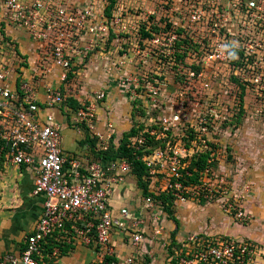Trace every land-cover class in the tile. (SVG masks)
Instances as JSON below:
<instances>
[{
	"label": "built area",
	"instance_id": "built-area-1",
	"mask_svg": "<svg viewBox=\"0 0 264 264\" xmlns=\"http://www.w3.org/2000/svg\"><path fill=\"white\" fill-rule=\"evenodd\" d=\"M108 4V0L0 3V21L25 33L33 56L29 63L15 50V43L0 53V154L11 165L32 167V193L44 197L41 216L20 254L2 258L0 264H44L77 246L93 248L98 263L108 264L106 256L116 258L114 232L126 233L135 247L143 243L147 228L143 212L151 211L154 235L163 230L159 211H154L162 203L150 196L140 193L137 211L127 207L113 211L110 199L115 189L132 176L128 160L105 161L93 154L79 158L61 146V123L55 114L65 100L61 89L75 88V81L67 82L69 73L75 75V66L92 53L101 57L109 53L106 47L113 40L123 69L119 88L130 93L133 109L145 113L136 114L144 127L130 147L142 152L137 158L147 167L150 191L169 192L177 202L204 199L220 204L237 219L245 216L240 207L243 193H236L226 177L215 173L222 160L212 128L221 118L218 107L224 101L212 93L225 90L220 75L248 74L253 68L250 57L264 54L262 23L259 35H254L264 6L257 0H116L108 14ZM133 9L142 11L136 20L128 17ZM124 32L133 36L124 38ZM125 39L130 45L124 48ZM240 57V65L235 64ZM134 58L137 66L131 68ZM85 96L76 98L77 108L66 106L72 126L90 133L95 151H107L111 143L117 146L113 123L108 119L100 123L97 115L106 92L95 90ZM202 154L203 168L190 170ZM159 182L162 185L156 186ZM259 252L250 239L196 233L172 249L167 264H253ZM134 258L130 254L111 264H132Z\"/></svg>",
	"mask_w": 264,
	"mask_h": 264
},
{
	"label": "crops",
	"instance_id": "crops-1",
	"mask_svg": "<svg viewBox=\"0 0 264 264\" xmlns=\"http://www.w3.org/2000/svg\"><path fill=\"white\" fill-rule=\"evenodd\" d=\"M16 39L24 43L28 42L23 31L0 21V53L6 52L9 49L7 44L11 46ZM24 45L25 48H22L20 44H17L15 50L22 54L25 59H28L29 63H33V56L31 51H28V44L25 43ZM117 45L109 53H104L103 58L98 55L97 60L91 58L87 61L84 70L88 81L85 82L84 80V84L89 90L102 89L106 92V97L109 95L108 101L105 98L103 102L99 103L97 115L100 123L105 119L111 121L115 136L120 138L125 128L131 126L123 123L128 116V105L125 103L123 89L119 88L118 82L112 79L111 74L101 71L102 69L91 70L94 66L99 65V67H102L105 63L108 64L107 60L110 58H113V60L117 58L119 51ZM1 57L11 59L9 54H3ZM25 64L27 66L26 62ZM115 64L117 66L118 63ZM66 92V96H73L75 99L82 98V96L78 97L76 92L72 94L68 93L67 90ZM66 106L68 105L61 104L55 108L56 118L61 123L62 149L71 156L79 158L90 156L92 151L90 144L86 141L85 131L81 132L72 127V116H70V111ZM97 125L102 129L101 124ZM64 129L66 134L63 135L62 130ZM261 167L254 165V169L250 172V178L248 177V184L241 191L244 198L241 200L240 207L246 216L243 219L237 220L222 215L216 203L201 204L205 207L203 211H196L197 213L192 208L190 210L189 208L185 209L179 219L173 209L179 203L173 201L170 206L171 212L166 211L167 219L164 220L166 230H162L163 232L161 231L160 234L154 235L151 229V211L143 212L147 224L145 234L156 237L161 235L166 237L168 235L172 244L177 241L179 233L192 230L206 232L211 235L250 239L257 243L260 248L253 264H264V172L259 171ZM34 178L35 171L32 167L11 165L4 158H0V259L9 255L20 254L24 247L25 237L34 230L41 216L44 197L32 193ZM140 193L141 190L132 174L124 186L115 189L114 195L110 199L113 211H117L120 207H127L133 211L139 210ZM113 242L118 260L124 259L130 254L134 255L135 249L141 246V244L136 247L131 245L127 234L123 232H114ZM164 250L166 249L160 243H154L153 248L149 250V253L154 252V255L150 253V256L144 258L142 264H167L169 254H165ZM137 252L139 251L137 250ZM139 254L137 258H140L141 250ZM151 257L153 258L151 259ZM98 261V254L93 248L77 246L72 251L65 252L59 258L46 259L44 264H92Z\"/></svg>",
	"mask_w": 264,
	"mask_h": 264
},
{
	"label": "rangeland",
	"instance_id": "rangeland-1",
	"mask_svg": "<svg viewBox=\"0 0 264 264\" xmlns=\"http://www.w3.org/2000/svg\"><path fill=\"white\" fill-rule=\"evenodd\" d=\"M257 2L263 8L264 0H257ZM143 11L145 12L146 10ZM140 12L142 11H138L135 9L128 10L129 19H138L137 15H139ZM139 17H141V15H139ZM259 23L263 24L262 29L264 30V12L263 20H260V22H258V26L255 29L256 31L254 32V35L256 36L259 35ZM132 36L133 34H128L126 32L122 33V37L124 38H131ZM125 41H127L125 42L127 44H124V48L130 45V43L128 42L129 39H125ZM14 43L16 45L20 44L22 48H25L24 44L27 43L28 48L31 49L29 41L24 43L23 41L16 39ZM111 43L112 44H110L108 47L109 50L113 49L117 45V40H113L111 41ZM257 54L259 55V53L256 52L250 57L249 61L250 64L253 65V68L248 74L245 73V75L239 76L238 78L237 75H230V77L228 75L227 77L220 75V77L223 79L222 85L223 87H225V90H215L212 93L213 98H217L220 95L221 102L224 101L218 107V115L221 118L217 120V122L215 121L216 123L214 122V126L212 128V131L214 132L213 139L219 140V149L221 150L219 156L222 160L221 164L218 165V167L215 169V173H218L220 176L226 177L227 181L231 183L230 187L234 188V191L236 193H240L242 189H245V185L248 184V177L250 176V172H252L251 170L254 169V165L262 166L261 168H259V171L264 172V54L256 56ZM96 57L99 56L96 52H94L89 57H87L80 65L75 66V78L73 77L74 79H71L69 81H75V88L72 86H68V93L72 94L76 92V94H78V97L82 96L81 99H85V94H92V92L95 91L89 90V88L85 86L84 83L88 81V78L85 77L86 73L84 69H86L85 64L87 63V61L91 58H95L97 60ZM117 60H120L119 56L114 60L113 58H110L109 60H107L108 64L105 63L102 67H99V65L94 66L93 68H91V70L95 71L102 69L101 71H105L108 74H111L112 79H115L116 82H118L123 71H121V69L119 68L121 67V64H117L116 66L115 63H118ZM135 60L137 61V58H134V60L131 62V68L137 66ZM92 74L94 73L92 72ZM243 78H246V80H244ZM212 90L213 89H209V91ZM65 93L67 92L65 91ZM122 93L125 97V103H127L128 105V116L124 119L123 123H125V125H131L133 103L129 98L130 93L128 91L126 92L125 88ZM106 98V101H108L109 95ZM73 128L76 129L75 127ZM128 129L129 128L127 127L124 131ZM62 132L63 135L66 134L65 129L62 130ZM72 137L74 136L72 135ZM223 150H225V152ZM91 154L95 155L92 152ZM160 184L162 185V182L157 183L156 186H159ZM178 203L179 204H176L173 209L179 219L181 218L182 211L185 209L189 208L190 210V208H192L194 212L197 213L196 211H203L205 207L201 205V202L199 203L197 201ZM217 205L221 214L226 216L227 213L224 212V208L221 207L220 204ZM154 211H159V223L163 227V231H165L166 227L164 220L167 219L166 209L162 206H158L154 209ZM227 215V217L232 216V219H237L234 217V215H232V213ZM143 220H145L144 217ZM196 233L204 236L208 235L206 232H196V230L182 232L178 234L179 236L177 238V241H174V243L172 244L170 243V238H168V235L166 237L162 235L156 237L144 233V240L140 246L141 249L140 247H137L135 249V258L132 264H142L146 256H150V253L154 255V252L149 253V250L153 248V245L156 242L160 243V245L164 247V249H166L164 250L165 254L168 253L169 255H171L173 248L179 247L181 242H183L187 238V236ZM137 250L139 252L141 250L142 252L140 256L141 259L137 258L140 255ZM152 258L153 257H151V259Z\"/></svg>",
	"mask_w": 264,
	"mask_h": 264
},
{
	"label": "trees",
	"instance_id": "trees-1",
	"mask_svg": "<svg viewBox=\"0 0 264 264\" xmlns=\"http://www.w3.org/2000/svg\"><path fill=\"white\" fill-rule=\"evenodd\" d=\"M108 1H109V4L107 5L105 12H107L109 14L111 12L112 8L114 7V4L116 3V0H108ZM142 32L144 33L143 30H142ZM112 38L113 37H111L110 40ZM107 47H109V45ZM107 47H106V50L108 49ZM241 60H242V57H240L239 60L234 59V62H235V64H237ZM237 65H240V64H237ZM73 77L75 78V75L70 72L68 75V78H67V82L69 80H71ZM61 90L65 95V100H64L63 104L68 105L72 108H77L79 106L78 100L75 99L73 96H66L65 91L67 89L65 87H62ZM136 114L144 115L145 113L141 108H134L133 109L132 124L128 130H126V131H124V133H122L121 137L119 138L117 146H115L113 143H111L107 151H101V150L95 151L96 140L90 136V133H88V131H85L86 141L90 144L91 151H92V153L95 154L96 157H100L105 161L106 160H115L116 158H121V159L123 158V159L128 160L131 163V172L134 175V177L136 179V183L141 190V195L144 197L150 196L156 201L160 200L162 203V207H164L166 209V211L171 212L170 206L174 201V197L169 192H164V193H160V194L155 195L150 191L149 176H148L147 167L141 161L140 158H137V156L142 155V152L136 151L130 147L131 139L133 137L137 136L138 134H140L141 130L144 127V122H141L136 117ZM0 158H3L1 154H0ZM205 158H206L205 154L199 155L197 161H194L193 165L190 166L189 169L192 170V168L195 166L198 169L203 168V166L205 164ZM196 173L197 172H195L194 179H196L198 177ZM200 202H201V204H203V203H205V200L202 199V200H200ZM112 261L116 262L117 259L115 257H110V256H106L104 259V262H108V264H111ZM93 264H103V262L102 263L97 262V263H93ZM145 264H147V263H145Z\"/></svg>",
	"mask_w": 264,
	"mask_h": 264
},
{
	"label": "clouds",
	"instance_id": "clouds-1",
	"mask_svg": "<svg viewBox=\"0 0 264 264\" xmlns=\"http://www.w3.org/2000/svg\"><path fill=\"white\" fill-rule=\"evenodd\" d=\"M234 55V54H233Z\"/></svg>",
	"mask_w": 264,
	"mask_h": 264
}]
</instances>
